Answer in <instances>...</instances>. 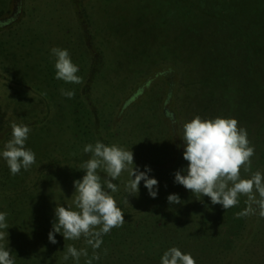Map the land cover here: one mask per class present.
<instances>
[{
    "label": "rangeland",
    "instance_id": "rangeland-1",
    "mask_svg": "<svg viewBox=\"0 0 264 264\" xmlns=\"http://www.w3.org/2000/svg\"><path fill=\"white\" fill-rule=\"evenodd\" d=\"M232 1L228 5V0H224V6L232 10L233 16L224 14L228 19L242 22L247 21L248 16L247 23L253 24L260 17L255 18L253 10L264 4V0ZM142 3V0H0V17L9 21L0 27V147L10 138V124L15 121L30 125L26 146L36 153V163L15 176L0 159V211L8 213L9 248L16 264H76L71 257L67 261L63 258L69 244L87 248L89 256L95 251L100 259L93 264H160L163 251L173 245H164L160 250L158 242L167 244L172 236L175 246L183 251L185 247L189 252L191 243L185 241L191 238L196 241L195 235L231 241L235 248H240L236 256L264 255V242L258 244L259 250L255 243L250 250L244 249V242L264 240V217L236 216L246 207V196L240 197V204L226 210L220 204L213 205L210 198L206 205L207 196L193 194L191 197V190L174 183V172L187 165L183 148L178 147L182 145L179 135L188 115L187 110L184 115L179 114L178 108L183 103L178 94L182 97L185 94L183 89L173 95L180 78L171 75L156 78L158 67L164 65H157L144 75L137 69L142 51L136 46L146 50L141 42L147 30L136 28L133 19ZM199 4L208 12L216 11L215 0H201ZM175 7H170L171 12H175ZM131 22L133 24L128 26ZM116 33L126 41L121 44ZM161 34L156 31L157 37L152 36L154 40L149 41L153 48L159 45L164 36L159 37ZM53 46L69 50L72 60L79 65L82 83L66 84L54 78V58L50 57ZM173 60L171 66H174ZM253 77L261 78V75L256 72ZM151 78L155 79L150 81ZM229 78H238L230 97L232 102L223 98L220 104L235 106L230 116L236 117L239 125L241 121L255 123L257 113L251 111V105L258 93L250 97L247 88L250 84L244 79L252 77L237 72ZM146 82L149 83L145 89L127 104L130 96ZM61 88L75 90L70 99L72 105L69 98L61 94ZM217 94L212 92V96L202 98L203 92L187 93L188 110L191 112L196 107L204 118L226 116L215 110L220 105L214 98ZM255 105L261 110L258 100ZM162 108L178 111L179 125L175 129L161 112ZM80 116L85 130L78 142L73 132L75 134ZM102 134L105 136L101 137ZM97 139L131 148L134 162L141 170L144 165L152 168L150 175L159 181L158 196L150 197L143 181L132 201L121 199L120 204L114 194L128 225L114 227L103 237L99 249L93 250L83 236L79 240H65L60 233H56L57 243L53 244L48 240V232L52 228L54 208L56 204L66 205L74 199L73 182L82 178L84 172L79 167L90 156L83 152V146ZM259 151H264V145ZM258 165L260 167H256ZM256 170L264 171V161L255 147L252 171ZM100 175L102 179L107 176L102 171ZM241 175L249 173L241 168ZM127 179V173L122 172L114 183L124 190ZM65 180L70 181V187ZM170 193L179 194L182 203L170 204L167 200ZM211 206L217 211H212ZM209 219L212 223L208 226ZM191 246L194 247L192 252L197 254L194 250L197 248ZM245 251L247 253H243ZM85 260L82 256L79 264H85Z\"/></svg>",
    "mask_w": 264,
    "mask_h": 264
},
{
    "label": "clouds",
    "instance_id": "clouds-1",
    "mask_svg": "<svg viewBox=\"0 0 264 264\" xmlns=\"http://www.w3.org/2000/svg\"><path fill=\"white\" fill-rule=\"evenodd\" d=\"M50 57L54 58L55 79L66 84L82 83L83 78L78 75L79 65L72 60L67 48L51 47ZM60 91L69 99L75 95L74 89L61 88ZM10 127V138L0 147V159L15 176L36 163V153L26 146L30 125L13 121ZM179 136L182 145L178 147L183 148L187 165L174 172V183L193 194L209 197L213 205L220 204L226 210L240 204V197L246 196V207L236 216L264 217V171H252L255 148L246 128L239 125L236 117L195 115L184 122ZM83 152L90 154L79 167L84 174L73 182L75 195L72 202L56 204L48 240L57 243L56 233L62 234L65 240H79L83 236L87 245L95 250L101 247L106 234L125 223L124 212L114 196L119 191L114 181L122 172L128 175L124 184L127 196L137 195L143 181L149 196L156 198L159 181L150 175L152 168L149 165H144L141 170L135 164L131 148L97 139L94 143H86ZM241 168L249 175L242 176ZM101 171L107 174L106 178L102 179ZM167 200L170 204L182 203L177 193H170ZM8 228V213L0 211V264H16L9 248ZM6 239L7 243H4ZM82 256L86 258L85 264L100 259L95 251L89 256L87 248H77L73 244L67 245L63 258L67 261L71 257L79 264ZM160 264H196V260L191 252L173 245L163 251Z\"/></svg>",
    "mask_w": 264,
    "mask_h": 264
},
{
    "label": "trees",
    "instance_id": "trees-1",
    "mask_svg": "<svg viewBox=\"0 0 264 264\" xmlns=\"http://www.w3.org/2000/svg\"><path fill=\"white\" fill-rule=\"evenodd\" d=\"M89 1L91 2V0ZM142 1L143 3L141 6L137 8V16L133 19L136 22V24H134L136 28L140 27V29L144 31L146 28L147 30L145 31V39L141 42L146 47V50H143L139 45L136 46L142 51L140 52L142 53V59L138 61L140 63L137 65V69H141L140 74L144 75L146 72L148 73L157 65H164V67H158V69H160L155 75L156 78H164L169 75L180 78V82L178 81V84H180L176 87L177 90L173 93L174 96H176L177 91L179 93L183 89L182 93L184 92L185 95L187 93L192 94L194 92H203L202 98L204 96H212V92H217L218 96L216 95L213 97L217 103L219 102V104L220 99L223 98L229 99V101L232 102L231 94H233V91L235 90L233 89V86H236L235 81L238 80V78H229L232 73L236 74L238 72L246 77H252L244 79L248 80V83L250 84V86L247 87L252 95L250 97L255 95L254 92L258 93V98L256 101L253 99L252 102L254 104L252 103L251 105V111H256L257 113V120L255 123L241 121L240 125L246 128L247 132V128L250 129L248 132V138L254 148L256 147L257 155H260L264 161V151H259L264 145V4H261V6L256 7L253 10L255 18L260 16L258 20L253 24H248L247 21L250 20L248 16L247 21L243 20V23L228 19L229 17L224 14L233 16L232 10H230V7L224 6V0H215L216 11L214 13L213 11L208 12L204 10L199 4L201 0ZM230 3H233V1L228 0V5H230ZM174 6H176L174 9L175 12H171L170 7ZM239 15L242 16L243 14ZM130 24L133 23H129L128 26ZM124 27L126 26H121V28ZM131 28H133V26ZM153 28H155L154 31H152ZM156 31H159L160 33L162 32L159 37L164 36L160 38V42H158L159 45L153 48L152 45L149 44V41L151 39L154 40L152 36H156L154 35L156 34ZM114 35L120 39L121 44L126 41L125 37L118 33ZM129 58L131 57L129 56ZM171 60L174 61V66H171ZM130 61L134 62L133 59H130ZM232 68L235 70L237 69L236 73L232 72ZM252 69H256L257 71L255 70L252 72ZM172 70L174 72H172ZM256 72L260 73L261 78L253 77V73L256 74ZM139 79H141V77H139ZM154 79L155 78H151L150 81ZM242 79L243 78H241V80ZM181 81L184 82L182 83ZM148 83L149 82H146L145 85L138 87L126 103L128 104L135 99L141 90L145 89ZM251 84H254V86ZM171 94L172 93L169 95L171 96ZM179 94L178 97L183 103L182 106L178 108L179 114L184 115L187 110V120L195 115H199L196 107L192 109L191 112L188 110L185 95L182 97ZM194 98L198 102L196 94ZM257 100L261 105V110H257V106L255 105ZM68 101L69 104L72 105L73 102H71L70 99H68ZM241 108L244 109L242 106ZM216 109L219 110L218 113L230 116L231 113L234 112L235 106L231 105V103L226 105L225 103H222L215 107V110ZM178 111L172 112L167 109L165 110L164 108L161 109V112L163 114L165 113L166 117L170 119L173 129L179 125V119L176 117L179 116V114H177ZM82 120L81 116L78 117V124L75 126V134L73 132V135H76L75 139L76 141L78 140V142L79 140L81 142L82 133L85 130V124L81 125ZM160 135H162V132ZM104 136V134L101 135V137ZM256 167H260V165ZM68 178L69 177H67V179ZM68 182L70 183V181ZM68 186L70 187V184H68ZM123 191L124 190L119 188V191L115 193L118 203L122 204L123 202L121 199L124 201L126 198L132 201L133 195L127 196V193ZM192 196L193 193L191 197ZM207 199H209V197L204 198L206 205H208ZM210 209L212 211H217L215 206H211ZM211 223L212 222L209 219L208 226L209 224L211 225ZM124 224L126 226L128 225L126 220ZM164 226L165 225L162 224L161 228ZM170 234L172 235L171 231ZM195 237L196 238L194 239L196 241L191 238L186 239L185 242H190L197 248L194 249L197 253L195 254L192 252L194 247L191 246V244L188 245L189 248H191L189 252L196 257V264H231V260H233V264H264V255L261 254L257 257L248 254L237 255V257V250L240 248H235L231 241L219 239L209 240V237L208 239H204L200 235H195ZM169 240L171 242H168L167 244L158 242V248L162 250L165 246L168 247L169 245L175 244L172 236ZM156 242L157 241L154 242L153 246L156 245ZM263 242L264 240L260 239H256V241L250 243L244 242V249H246V251H248L247 249L250 250L253 248V243H255L256 250H259L260 246L258 244L261 245ZM246 244L249 245L246 246ZM184 250L186 252L188 251L185 247ZM246 251L243 253H247Z\"/></svg>",
    "mask_w": 264,
    "mask_h": 264
},
{
    "label": "flooded vegetation",
    "instance_id": "flooded-vegetation-1",
    "mask_svg": "<svg viewBox=\"0 0 264 264\" xmlns=\"http://www.w3.org/2000/svg\"><path fill=\"white\" fill-rule=\"evenodd\" d=\"M9 23V21L8 20H6V17H4V16H2V17H0V27L2 26V25H7V24Z\"/></svg>",
    "mask_w": 264,
    "mask_h": 264
}]
</instances>
